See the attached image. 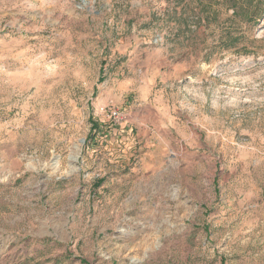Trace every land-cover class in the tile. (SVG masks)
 <instances>
[{
    "label": "rangeland",
    "instance_id": "rangeland-1",
    "mask_svg": "<svg viewBox=\"0 0 264 264\" xmlns=\"http://www.w3.org/2000/svg\"><path fill=\"white\" fill-rule=\"evenodd\" d=\"M0 264H264V13L0 0Z\"/></svg>",
    "mask_w": 264,
    "mask_h": 264
},
{
    "label": "built area",
    "instance_id": "built-area-1",
    "mask_svg": "<svg viewBox=\"0 0 264 264\" xmlns=\"http://www.w3.org/2000/svg\"><path fill=\"white\" fill-rule=\"evenodd\" d=\"M100 110L115 123H119L124 120V114L118 108L106 105L103 106Z\"/></svg>",
    "mask_w": 264,
    "mask_h": 264
},
{
    "label": "trees",
    "instance_id": "trees-1",
    "mask_svg": "<svg viewBox=\"0 0 264 264\" xmlns=\"http://www.w3.org/2000/svg\"><path fill=\"white\" fill-rule=\"evenodd\" d=\"M254 1V4L252 3ZM247 2V5H252L255 9V15L261 17L264 13V0H245ZM259 13V14H258Z\"/></svg>",
    "mask_w": 264,
    "mask_h": 264
}]
</instances>
